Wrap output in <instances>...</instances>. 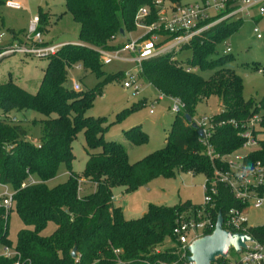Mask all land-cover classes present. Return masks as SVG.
Masks as SVG:
<instances>
[{
    "label": "trees",
    "instance_id": "trees-1",
    "mask_svg": "<svg viewBox=\"0 0 264 264\" xmlns=\"http://www.w3.org/2000/svg\"><path fill=\"white\" fill-rule=\"evenodd\" d=\"M166 1L172 5L180 3ZM63 6L78 25L77 41L62 43L56 55L46 59L33 94L8 79L0 84V116L30 112L37 116L32 121L39 125L36 143H28L22 140L23 128L8 127L0 117V184L14 191L11 210L23 227L17 231L14 243H10L8 219H1L0 210V245L16 251L18 264H180L174 246H170L174 244L171 230L181 213L197 212L200 207L188 201L172 207L149 204L139 218L124 220L121 210L111 202L112 190L121 188L129 194L156 178L174 179L180 173L202 175L207 185L208 181L214 184L212 207H203L212 224L218 213L225 222L230 209H244L245 205L234 200L228 189L214 179L213 172L224 171L225 166L219 159L210 161L205 156L200 138L185 116L192 121L196 105L215 97L220 112L212 115L214 123L232 120L239 124L258 113L264 117V67L252 66L262 76V97L258 101L242 99L241 80L225 67L232 60L231 55L212 58L216 44L239 27L238 21L228 20L209 28L187 45V66L194 72L186 73L182 66L167 60L170 54L142 61L139 79L156 92L180 100L182 109L173 115L162 149L129 164L122 144L103 137L104 119L86 117L85 112L94 98L102 94L105 84L113 78L122 79L119 72L103 77L95 50H112L111 42L134 28L133 17L140 7L148 11L143 23L154 22L152 0H64ZM35 16L36 31L42 34L46 30L45 16L39 10ZM76 62L101 78L89 91H73L64 85L65 68ZM206 71L211 73L202 78L200 73ZM144 106L145 101L140 100L130 111ZM259 127L256 133L263 135L264 118ZM79 133L86 161L81 173L75 175L70 170L71 144ZM236 133L229 124L218 126L208 144L219 157L231 154L243 144ZM123 135L134 145L146 139L138 126ZM255 162L264 164V139H259L258 147L243 160L246 166ZM59 166H63L67 178L49 187L47 183L55 177ZM27 175L37 183L20 189ZM47 223L54 225V231L40 236ZM210 233L204 232L203 236ZM247 233L264 246L263 226L249 227ZM73 249L74 257H70ZM155 249L159 250L155 253ZM0 264L12 261L0 259Z\"/></svg>",
    "mask_w": 264,
    "mask_h": 264
},
{
    "label": "rangeland",
    "instance_id": "rangeland-1",
    "mask_svg": "<svg viewBox=\"0 0 264 264\" xmlns=\"http://www.w3.org/2000/svg\"><path fill=\"white\" fill-rule=\"evenodd\" d=\"M6 1L0 0V34H3L1 40L3 45L7 44L10 37L17 40L21 39L20 37L27 30L29 20L37 14L38 10L45 16L46 30L42 32V37L46 42L58 44L77 41L78 25L65 13L64 0H9L18 3L21 7L20 10L5 8L3 3ZM156 1H159L157 5ZM197 1L199 0H180L179 4H191ZM167 5L166 0H152L153 8ZM229 21H238L239 27L233 34L227 36L224 40L221 39L216 44L212 58L222 56L223 50L229 48L232 60L225 67L241 80L242 99L258 101L263 95V81L262 76L256 70H253L252 66L264 67V16L259 17L254 11H251L247 16L239 15ZM253 28H256L261 35L259 40L255 39V35L252 33ZM139 34L140 32L133 28L131 31L126 32L124 37H118V39L112 41L110 46L113 47L112 50L118 49L126 44L128 37L132 40ZM149 37L150 35H147L146 38ZM189 47L184 46L174 51L167 57V60L173 61L182 67L186 66L190 57ZM119 57L128 60L131 55L122 52ZM125 60H111L106 64L99 63V71L103 74V77L115 76L118 72L135 71L133 64ZM45 64V59L22 58L17 55L2 58L0 61V84L8 79L26 92L33 94L41 80ZM76 65H80L81 69L79 71L75 70ZM65 72L64 85L69 89H71L73 79L78 83L79 90L82 92L89 91L101 81V78L97 79L94 73L88 69H83L79 62L67 66ZM210 73L206 71L200 73V75L202 78H207ZM140 85L141 88L138 94L134 95L130 91L121 88L120 78H113L103 86L102 94L94 98L91 108L85 112L86 117L104 119L103 125L106 129L103 137L122 144L129 164L162 149L165 133L173 117L166 100L156 101L155 98L158 93L144 81H140ZM140 100L145 101V106L130 111L131 107ZM218 109L215 97H210L207 102L196 105L193 118L214 115ZM149 110L151 113H149ZM10 115L16 121L14 123L5 122V124L7 123L8 127L19 125L25 131L22 140L28 143H36L35 141L39 137V125L34 123L32 119L37 118V116L30 112L11 113ZM135 126H138L146 136L145 141L139 145L132 144L123 135L125 131ZM259 139H264V134L259 135ZM6 148L8 149V147ZM249 151L252 150L241 148L234 152L232 157L244 156L250 153ZM71 152L73 160L70 170L73 174L79 175L86 161L81 133L77 134L72 142ZM66 175L63 166H59L55 177L47 185L52 187L64 182L67 178ZM203 183L204 177L202 175L192 176L188 173L177 174L174 179L169 180L156 178L142 186L137 192L127 194L122 207L133 211L132 215H136L137 218L143 214L147 203L155 206L172 207L178 203L188 201L192 206L199 208L203 198L201 188ZM120 191L123 192L121 188L114 189L113 195L115 196ZM244 215L248 227H264V205L258 209L248 206ZM196 218L197 212L193 210H186L179 215L180 221ZM7 219V239L10 243H14L17 231L23 229V227L13 210H10ZM54 229L52 223H47L40 236H49ZM170 246L173 247L174 244ZM229 256L231 258L237 257L233 252H230ZM215 259L212 264H219L220 261ZM228 263L229 261L223 262V264Z\"/></svg>",
    "mask_w": 264,
    "mask_h": 264
},
{
    "label": "built area",
    "instance_id": "built-area-1",
    "mask_svg": "<svg viewBox=\"0 0 264 264\" xmlns=\"http://www.w3.org/2000/svg\"><path fill=\"white\" fill-rule=\"evenodd\" d=\"M155 3L157 5L159 1ZM167 3V6L154 8L156 19L149 25L143 23L148 16V11L143 7L138 8L133 17V25L140 34L132 40L128 37L124 46L110 51L95 50L97 60L102 64H106L111 60H125L119 57L122 52L131 55L125 61L133 64L135 71L129 70L122 73L121 88L130 91L134 95H137L141 88L139 72L142 61L159 55L171 54L187 46L192 39L220 22L229 21L239 15L247 16L251 11H254L259 17L264 16V0H199L191 4L179 5H172L168 1ZM3 5L11 10L21 9L18 3L11 1H6ZM36 26L37 17L34 16L29 20L27 30L20 37L21 39L17 40L10 37V40L4 45L1 43L3 34H0V60L13 55L45 60L55 56L62 47V43L51 44L46 42L42 34L36 31ZM252 33L255 35L256 40L261 38L256 28H253ZM147 35H150V37L146 38ZM229 53V48L223 50V55ZM74 68L78 71L81 69L80 65H76ZM183 69L186 73L195 71L187 65ZM257 73L260 74V71H257ZM71 89L79 91V85L76 81H72ZM155 100H166L168 109L173 115L182 109V104L177 98L158 93ZM149 113H151L150 110ZM0 117L6 119L5 121L8 123L16 121L10 114ZM263 118V115L258 113L239 124L232 120L214 123L212 115L192 118V122L202 132L203 137L200 138V142L204 148L203 153L205 156L210 161L219 159L225 166L224 171L213 172L214 179L228 189L234 200L245 205V208L240 211L230 209L225 222H222L221 228L228 233L243 234L250 238L251 236L247 233L249 227L246 225L244 212L248 206L258 209L264 205V164L255 162L250 166H246L243 160L247 154L232 157L233 152L219 157L213 151L212 146L208 144V138L214 128L229 124L237 130V136L243 140L241 148L254 150L258 147L259 135L261 134L256 132L259 130V124ZM36 183L37 181L33 177L27 175L26 180L20 184L19 188L22 189ZM201 188L203 198L200 211H197V218L180 221L178 217L171 230V236L174 239V254L179 257L180 264H193L188 261L190 256L188 247L194 240L202 237L204 232H212L214 227V224L203 213V207H212L211 196L215 194L214 184L208 181L207 185V181L204 180ZM13 194L14 191L8 186L0 184V210L2 211L1 219L3 221H6L12 208ZM157 251L154 250L155 253ZM230 252L236 254L237 257L231 258L229 256ZM17 256L18 254L12 247L0 245V259L10 260L12 264H18L16 261ZM215 260H219V264H223L224 261H229L228 264H264V246L251 238L249 241L243 242V246L239 247L238 251L229 248L225 257H217Z\"/></svg>",
    "mask_w": 264,
    "mask_h": 264
},
{
    "label": "water",
    "instance_id": "water-1",
    "mask_svg": "<svg viewBox=\"0 0 264 264\" xmlns=\"http://www.w3.org/2000/svg\"><path fill=\"white\" fill-rule=\"evenodd\" d=\"M185 120L196 130L197 136L202 138V132L197 129L190 118L185 116ZM221 226L222 217L218 213L212 232L194 240L188 247L190 255L188 261L193 264H211L215 258L225 257L229 248L238 251L239 247L243 246V242L251 239L247 235L228 233L222 230ZM70 257H74V249L70 252Z\"/></svg>",
    "mask_w": 264,
    "mask_h": 264
},
{
    "label": "crops",
    "instance_id": "crops-1",
    "mask_svg": "<svg viewBox=\"0 0 264 264\" xmlns=\"http://www.w3.org/2000/svg\"><path fill=\"white\" fill-rule=\"evenodd\" d=\"M7 1H9V0H7ZM11 2H13V1H11ZM16 3V2H15ZM4 4V3H3ZM73 81H75L74 79H73ZM150 87V86H149ZM152 88V87H151ZM153 89V88H152ZM208 101V100H207ZM206 101V102H207ZM215 102H216V106H217V100L215 99ZM218 112H220V110L218 109V111L216 112V114L218 113ZM165 137V136H164ZM111 140H113V139H111ZM163 145H164V139H163ZM190 175V174H189ZM67 176V175H66ZM169 180V179H168ZM142 187H140V188H138V189H136L135 191H133V192H131V193H135V192H137L139 189H141ZM124 192H122V191H120L119 193H117V194H115V196L113 195V190H112V204H113V206L114 207H117V208H119L120 210H121V213H122V217H123V219L124 220H133V219H137V217H136V215H132L133 214V211H131V210H126L125 208H123L122 207V204L124 203V198L125 197H127V194H123ZM130 194V193H129ZM150 203H147L146 205H145V210H144V212L143 213H145V211H146V207H147V205H149ZM142 210V208L140 209V211ZM139 211V212H140ZM138 214V213H137ZM141 216V215H140ZM139 218V217H138Z\"/></svg>",
    "mask_w": 264,
    "mask_h": 264
}]
</instances>
